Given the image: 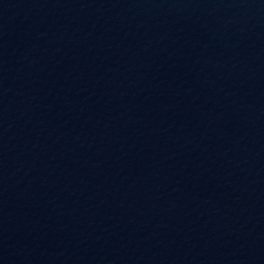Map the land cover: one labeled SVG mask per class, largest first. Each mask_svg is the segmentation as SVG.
<instances>
[{
    "label": "water",
    "instance_id": "95a60500",
    "mask_svg": "<svg viewBox=\"0 0 264 264\" xmlns=\"http://www.w3.org/2000/svg\"><path fill=\"white\" fill-rule=\"evenodd\" d=\"M0 264H264V0H0Z\"/></svg>",
    "mask_w": 264,
    "mask_h": 264
}]
</instances>
